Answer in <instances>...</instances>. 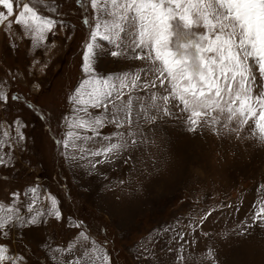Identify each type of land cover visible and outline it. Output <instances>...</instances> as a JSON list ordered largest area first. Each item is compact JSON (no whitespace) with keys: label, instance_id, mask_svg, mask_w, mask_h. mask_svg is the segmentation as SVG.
Wrapping results in <instances>:
<instances>
[{"label":"rangeland","instance_id":"rangeland-1","mask_svg":"<svg viewBox=\"0 0 264 264\" xmlns=\"http://www.w3.org/2000/svg\"><path fill=\"white\" fill-rule=\"evenodd\" d=\"M23 4L55 24L40 39L15 15L0 23V264H264V222L251 219L264 142L252 128L220 117L189 132L183 106L166 105L158 81L149 87L130 23L119 41L91 40L110 3L14 0L16 14ZM90 42L98 55L86 72ZM126 74L137 86L107 107L73 99L86 80ZM261 83L257 74V92ZM129 100L131 124L113 107ZM96 118L94 131L73 126ZM109 144L122 147L91 154Z\"/></svg>","mask_w":264,"mask_h":264},{"label":"snow or ice","instance_id":"snow-or-ice-1","mask_svg":"<svg viewBox=\"0 0 264 264\" xmlns=\"http://www.w3.org/2000/svg\"><path fill=\"white\" fill-rule=\"evenodd\" d=\"M109 3L112 11L108 15L112 19L97 23L91 40L114 37V42L119 41L120 33L130 23V48L139 50L135 59L148 62L147 70L153 77L149 87H157L158 81L159 87L168 93L162 97L165 104L172 99L183 106L181 111L186 113L189 132H195L209 119L215 124L223 117L251 127L253 136L264 142V83L258 92L255 89L257 74L264 82V0H91V7L105 10ZM0 6L6 10L0 11V23L15 15L17 25L33 30L40 39L55 24L28 4H23L18 14L14 0H0ZM93 42L88 43L84 53L86 72L93 71L91 60L98 55ZM110 54L116 57L121 53ZM139 79L138 75L130 78L127 74L115 80L89 79L73 99L81 105L107 107L106 101L122 99L123 91L134 89ZM113 107L117 112L123 111L126 122L132 123L131 100L123 106L113 103ZM80 110L87 113L86 107ZM163 111L169 114L167 107ZM102 125L103 120L96 118L80 119L73 126L94 131ZM73 136L68 133L65 147ZM121 147L109 144L91 154L107 157ZM251 219L264 222V197L254 207ZM4 252L0 248V261L5 258Z\"/></svg>","mask_w":264,"mask_h":264}]
</instances>
